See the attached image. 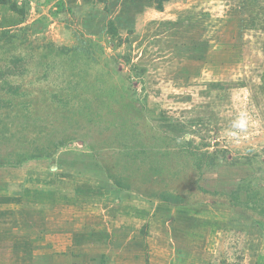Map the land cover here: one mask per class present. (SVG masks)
<instances>
[{"label": "rangeland", "instance_id": "1", "mask_svg": "<svg viewBox=\"0 0 264 264\" xmlns=\"http://www.w3.org/2000/svg\"><path fill=\"white\" fill-rule=\"evenodd\" d=\"M5 2L0 113L109 131L0 167V264H264V0Z\"/></svg>", "mask_w": 264, "mask_h": 264}, {"label": "trees", "instance_id": "2", "mask_svg": "<svg viewBox=\"0 0 264 264\" xmlns=\"http://www.w3.org/2000/svg\"><path fill=\"white\" fill-rule=\"evenodd\" d=\"M168 1L169 0H156V3L158 5V10L162 11L163 4ZM0 3L8 4L5 2V0H0ZM11 9L15 12L18 11V7L16 5H11ZM106 34L111 38L114 39L117 38L119 40H122L118 27L112 20H108L106 22ZM53 46L54 45H52L53 48L52 51L55 48ZM81 52H86V50L79 47L75 49H69L67 50V52L62 51L61 54L62 56H64L67 55L68 53L79 54ZM97 82L100 83L99 86L105 85L100 80H98ZM5 84L9 86L10 89L14 90V94L17 96V98L19 99L22 98L23 95L19 93L18 87L15 88L13 85L9 83H5ZM100 97L101 96L94 97V99L103 100L100 103L101 106L98 107V110L92 111L89 109L90 114L88 116H85L83 114L85 112L83 108H81L83 106L82 103L84 102V100L77 101L78 98L79 99L82 98L81 96L78 95L72 96L69 93H66L63 96L57 93L53 94L51 97V101L52 103L55 102L56 104L62 106V111L59 112L62 116L56 117L50 120L51 123H46V124L41 122V119H38V117H36L37 112H33V114H29L31 110H28L26 113L18 112L17 115H15V117H9L7 115L4 114L2 115V113H0V167H5V166L17 167L29 163V161L51 158L60 148H63L73 143L74 141L79 140L81 136L79 134H82L81 132L89 133L90 131H92L93 128H98L100 129V131L102 130L101 134L103 132H105V134H108V132L106 131H109V128L105 129V125L103 122H101L100 124L93 122L95 118L103 117L102 106H105L106 104L107 106H109L107 102V96L103 98ZM1 101L2 100H0V111H1V104L3 103ZM91 102L89 105H91ZM113 105H116V102H114ZM74 118L77 119L81 118V120L86 118L87 121L84 122V125H81L83 127L73 126V124H75L72 122ZM59 120L63 121L64 122L63 126H65L62 128L63 130L61 131L62 134L61 139L57 138L59 133L56 130H54L55 126L58 125L57 122ZM120 121H124V119L121 118ZM126 125H127L126 122H120L117 124L116 129H118L122 134H124L123 130ZM48 128L49 131H47ZM46 132H48L47 134L49 135V136L47 135V137L46 135H44ZM31 133L33 135H36L35 140L32 141L29 140V135ZM82 136L84 137L81 138L84 139L86 135H82ZM183 143L187 145V148H189L192 145L191 141L189 142L187 141ZM195 156L196 158L199 157L197 161H199L198 167L201 170L203 168L201 167L202 161L204 160L203 158L205 156L202 153ZM208 166L210 167L211 164H209ZM205 170L207 169L205 168ZM116 185L119 186V183H116ZM241 192L242 191L239 188L231 193V196L233 197V199H235L234 204L237 206H242L240 205V203L243 202L240 199ZM174 196L175 195H172L173 198L177 199V197ZM159 198L163 202H169L163 195H160Z\"/></svg>", "mask_w": 264, "mask_h": 264}]
</instances>
